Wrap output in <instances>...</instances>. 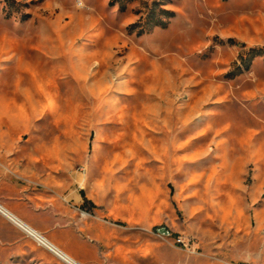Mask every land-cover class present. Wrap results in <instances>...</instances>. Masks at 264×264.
Instances as JSON below:
<instances>
[{
  "label": "rangeland",
  "instance_id": "1",
  "mask_svg": "<svg viewBox=\"0 0 264 264\" xmlns=\"http://www.w3.org/2000/svg\"><path fill=\"white\" fill-rule=\"evenodd\" d=\"M152 1L0 0V204L30 145L122 233L97 264H264V0H155L137 36ZM0 264L63 263L0 220Z\"/></svg>",
  "mask_w": 264,
  "mask_h": 264
},
{
  "label": "crops",
  "instance_id": "2",
  "mask_svg": "<svg viewBox=\"0 0 264 264\" xmlns=\"http://www.w3.org/2000/svg\"><path fill=\"white\" fill-rule=\"evenodd\" d=\"M25 148L27 154L23 156L21 164L16 168L13 167L12 170L6 169L12 178L23 185V197L19 200L17 207L10 208L6 204L4 207H7L25 224L50 240L78 263L97 264V248H107L111 243H118V236L122 233L115 230L112 233L113 237H108L105 225L92 220L79 219L77 221L75 210L85 211L87 206L90 208L92 206L90 199L82 191L85 185L84 179H82L83 184L80 185L81 179L79 178L74 177L71 180L61 178L55 169L57 167L49 166L39 154L41 149L30 145ZM53 151L54 149L48 150L49 156L53 155ZM0 220L34 244L36 252L43 258L58 260L1 215ZM64 223L69 224L63 227L61 234L49 235V232L61 229L60 225ZM115 226L120 227L121 225L116 224ZM80 245L84 248L82 251L78 248ZM120 252L115 246L112 252L114 258L118 257ZM107 262L108 264H119L112 260Z\"/></svg>",
  "mask_w": 264,
  "mask_h": 264
},
{
  "label": "trees",
  "instance_id": "3",
  "mask_svg": "<svg viewBox=\"0 0 264 264\" xmlns=\"http://www.w3.org/2000/svg\"><path fill=\"white\" fill-rule=\"evenodd\" d=\"M131 1L132 0H109L108 6L116 7L119 12H124ZM162 6L160 2L155 0L152 1L150 5L146 6L143 17H141L136 24L129 26V31H136V35L140 36L156 28L165 29L169 20L173 18V13L164 9ZM255 57L264 58L263 49L250 50L247 53V61L244 60L243 62L246 68Z\"/></svg>",
  "mask_w": 264,
  "mask_h": 264
},
{
  "label": "bare ground",
  "instance_id": "4",
  "mask_svg": "<svg viewBox=\"0 0 264 264\" xmlns=\"http://www.w3.org/2000/svg\"><path fill=\"white\" fill-rule=\"evenodd\" d=\"M82 184L83 180L81 179L80 185ZM0 215L22 233H25L28 237L33 239L38 245L48 250L56 259L61 261L63 264H80L50 240L46 239L39 232L35 231L29 225L25 224L19 217L13 214V212L8 210L2 204H0Z\"/></svg>",
  "mask_w": 264,
  "mask_h": 264
},
{
  "label": "built area",
  "instance_id": "5",
  "mask_svg": "<svg viewBox=\"0 0 264 264\" xmlns=\"http://www.w3.org/2000/svg\"><path fill=\"white\" fill-rule=\"evenodd\" d=\"M81 215H83V216H86V213H84V212H81Z\"/></svg>",
  "mask_w": 264,
  "mask_h": 264
}]
</instances>
